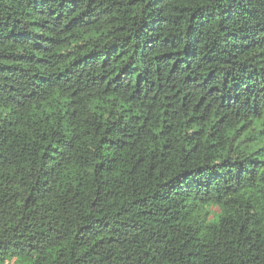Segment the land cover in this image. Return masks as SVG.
Returning <instances> with one entry per match:
<instances>
[{"label": "trees", "instance_id": "obj_1", "mask_svg": "<svg viewBox=\"0 0 264 264\" xmlns=\"http://www.w3.org/2000/svg\"><path fill=\"white\" fill-rule=\"evenodd\" d=\"M264 264V0H0V264Z\"/></svg>", "mask_w": 264, "mask_h": 264}, {"label": "rangeland", "instance_id": "obj_2", "mask_svg": "<svg viewBox=\"0 0 264 264\" xmlns=\"http://www.w3.org/2000/svg\"><path fill=\"white\" fill-rule=\"evenodd\" d=\"M31 261L28 257H21V256H10L7 257L4 264H29Z\"/></svg>", "mask_w": 264, "mask_h": 264}]
</instances>
